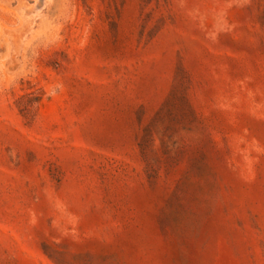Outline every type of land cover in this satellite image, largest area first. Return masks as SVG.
<instances>
[{
	"label": "rangeland",
	"instance_id": "obj_1",
	"mask_svg": "<svg viewBox=\"0 0 264 264\" xmlns=\"http://www.w3.org/2000/svg\"><path fill=\"white\" fill-rule=\"evenodd\" d=\"M0 264H264V0H0Z\"/></svg>",
	"mask_w": 264,
	"mask_h": 264
}]
</instances>
